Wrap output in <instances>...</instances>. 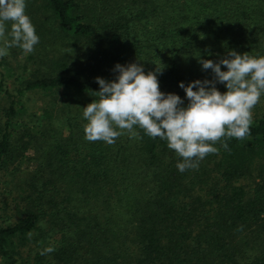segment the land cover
<instances>
[{
  "label": "trees",
  "instance_id": "obj_1",
  "mask_svg": "<svg viewBox=\"0 0 264 264\" xmlns=\"http://www.w3.org/2000/svg\"><path fill=\"white\" fill-rule=\"evenodd\" d=\"M25 12L39 43L0 58V172L31 167L18 218L0 224V264H264V94L250 135L183 173L166 140L137 127L142 139L90 142L83 117L117 63L161 64L160 91L186 107L179 83L214 77L199 60L264 56V0H26ZM30 93L51 96L40 125Z\"/></svg>",
  "mask_w": 264,
  "mask_h": 264
},
{
  "label": "clouds",
  "instance_id": "obj_2",
  "mask_svg": "<svg viewBox=\"0 0 264 264\" xmlns=\"http://www.w3.org/2000/svg\"><path fill=\"white\" fill-rule=\"evenodd\" d=\"M25 9L26 0H0V58L16 47L30 54L39 43ZM199 63L203 70L211 69L214 77L187 86L179 83L188 100L186 107L178 95L160 91L157 74L162 71L161 64L145 74L140 63H117L113 69L118 73L116 79L97 77L99 99L83 108L86 140L113 145L125 132L132 139H142L138 127L150 138L167 141L168 148L182 158L176 167L183 173L198 169L207 155L219 154L214 146L217 142L245 139L250 135L252 110L264 94V56L230 50L219 62L201 59ZM221 65L227 70L222 71ZM217 83L224 84L226 92L218 91ZM221 146L230 150L227 142ZM54 251L56 248L49 246L40 255Z\"/></svg>",
  "mask_w": 264,
  "mask_h": 264
},
{
  "label": "rangeland",
  "instance_id": "obj_3",
  "mask_svg": "<svg viewBox=\"0 0 264 264\" xmlns=\"http://www.w3.org/2000/svg\"><path fill=\"white\" fill-rule=\"evenodd\" d=\"M34 48H38V44L34 46ZM51 48V47H50ZM49 48V49H50ZM14 49V50H12ZM9 50V55L6 56L7 59L11 60V54L16 53L17 47L12 48ZM20 57L17 56V59ZM55 96H59V100L57 102L62 101L65 105L67 101H72L73 93L67 89H61L54 94ZM51 99V96L44 95L41 93H30L28 98V104L30 105V109L35 111L37 114L36 117V124L40 125L43 120V113L40 112L39 107L43 105L42 103ZM264 103V101L262 102ZM4 104V101L0 100V107ZM71 104V103H70ZM56 129H60L63 133H65L66 128L62 126L61 122L56 121L55 125ZM31 155V151L28 152ZM23 158V157H22ZM21 163H17L18 166H15V169L19 170L17 172H0V224L6 225L9 223L14 222L19 214H20V207H19V197L22 193V185L24 181V177L26 176V172L30 169L31 161H27L21 159ZM248 185L250 182L245 180Z\"/></svg>",
  "mask_w": 264,
  "mask_h": 264
}]
</instances>
